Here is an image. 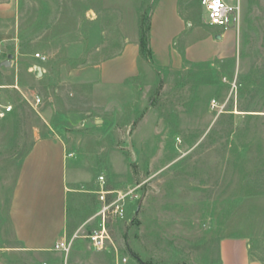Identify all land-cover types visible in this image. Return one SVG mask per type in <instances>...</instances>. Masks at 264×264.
Here are the masks:
<instances>
[{
  "label": "rangeland",
  "instance_id": "374dc122",
  "mask_svg": "<svg viewBox=\"0 0 264 264\" xmlns=\"http://www.w3.org/2000/svg\"><path fill=\"white\" fill-rule=\"evenodd\" d=\"M232 1L240 24L224 34L208 23L202 0H179L188 39L175 47L185 55L189 40L210 38L216 57L184 56L178 69L151 62L155 0H16L14 15L0 11V264H219L223 238L248 239L264 263V0ZM97 25L107 46L70 59L67 46L84 43ZM133 35L146 45L138 75L123 87L71 80ZM44 129L68 141L78 163L68 171L75 185L67 251L12 248L21 163ZM101 176L126 203L123 218L107 222L105 250L96 251Z\"/></svg>",
  "mask_w": 264,
  "mask_h": 264
},
{
  "label": "crops",
  "instance_id": "0c3cea01",
  "mask_svg": "<svg viewBox=\"0 0 264 264\" xmlns=\"http://www.w3.org/2000/svg\"><path fill=\"white\" fill-rule=\"evenodd\" d=\"M15 5L16 0H10L0 5V11L14 15ZM188 26L181 16L179 0H155L147 32V45L155 67H182L183 56L175 46L179 40L188 39ZM105 36V27L93 26L92 35L84 43L67 46L68 57L76 60L88 51L92 54L100 52L108 43ZM79 48L82 50L80 55L77 53ZM213 48L210 38L189 40L185 58L190 62L212 60L216 57ZM140 53L139 37L128 36L120 53L105 60L89 61L92 65L75 69L71 80L101 88L123 87L128 79L138 75ZM43 131L44 135L36 139L22 160L10 206L9 220L16 243L12 248L23 251H54L55 246L65 240L69 229V196L72 193L69 186L72 188L75 182L69 181L68 171L70 166L77 170L78 163L68 149V141L53 131ZM219 264L264 263L251 255L248 239L223 238L219 243Z\"/></svg>",
  "mask_w": 264,
  "mask_h": 264
},
{
  "label": "built area",
  "instance_id": "2783aa9c",
  "mask_svg": "<svg viewBox=\"0 0 264 264\" xmlns=\"http://www.w3.org/2000/svg\"><path fill=\"white\" fill-rule=\"evenodd\" d=\"M202 5L206 12L208 23L222 30L224 34L237 28L240 24L241 6L239 2L232 0H202ZM35 57L42 62L48 60L45 55H41L40 53H37ZM32 96L34 97L35 105H40L42 100L37 93L32 91ZM4 110L5 112H3V114L5 115L12 110V106L6 107ZM69 156H72V154H69ZM99 184L101 188L97 192L98 200L102 204L103 209L101 212L100 229L95 231L94 235L91 237V243L96 251H103L106 248L107 242L110 240L107 232V222L123 218L126 196H123L121 192L105 190L104 176L99 178ZM116 194H118V200H114L112 203L109 202V197ZM54 251H67V243L63 241L57 244ZM123 263H127V260L124 259Z\"/></svg>",
  "mask_w": 264,
  "mask_h": 264
},
{
  "label": "trees",
  "instance_id": "16d2710c",
  "mask_svg": "<svg viewBox=\"0 0 264 264\" xmlns=\"http://www.w3.org/2000/svg\"><path fill=\"white\" fill-rule=\"evenodd\" d=\"M186 21V20H185ZM186 22H188V21H186ZM146 43V42H145ZM144 43V41L143 40H141L140 41V49H141V52L144 50V48H145V44ZM181 55L184 57L185 55H184V52H181ZM70 234V229H68V233H67V236Z\"/></svg>",
  "mask_w": 264,
  "mask_h": 264
},
{
  "label": "water",
  "instance_id": "95a60500",
  "mask_svg": "<svg viewBox=\"0 0 264 264\" xmlns=\"http://www.w3.org/2000/svg\"><path fill=\"white\" fill-rule=\"evenodd\" d=\"M217 39H221V36H217ZM39 75H41V69L39 68Z\"/></svg>",
  "mask_w": 264,
  "mask_h": 264
}]
</instances>
